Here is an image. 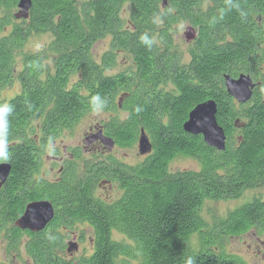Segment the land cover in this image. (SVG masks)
<instances>
[{
    "label": "trees",
    "instance_id": "16d2710c",
    "mask_svg": "<svg viewBox=\"0 0 264 264\" xmlns=\"http://www.w3.org/2000/svg\"><path fill=\"white\" fill-rule=\"evenodd\" d=\"M18 2L0 0V103L14 105L10 159L0 162L10 167L0 186L4 243L16 244L36 264L44 263L45 244L46 264H184L190 255L196 264H247L225 245L252 233L264 236V201H250L211 223L202 213L208 202L236 201L264 186V135L249 128L236 139L226 130L231 125L226 115L232 123L237 112L224 88L226 76L259 75L264 60L245 61L240 53L249 36L242 27L253 19L257 34L252 35L264 53V0H238L246 19L233 9L216 24L210 21L225 0H165V6L162 0H30L27 15L20 13ZM203 3L212 9L204 10ZM156 16L162 23H153ZM180 22L197 30L194 47L177 41ZM145 32L156 39L151 49L139 41ZM36 36H48L46 47L27 52ZM103 43L106 51L96 55ZM35 63L43 69L33 68ZM95 94L108 101L103 113L112 118L100 122L108 139L129 150L137 148L143 131L152 146L142 163L128 169L130 175L114 165L119 196L108 203L95 193L91 163L65 167L54 183L43 177L46 150L74 148L57 141L93 114L88 101ZM257 97L263 102L264 91ZM208 101L216 104L225 135L222 152L183 130L188 114ZM261 102L257 113H246L264 117ZM136 106L143 109L139 114ZM177 158L194 160L199 167L169 171ZM37 202H48L56 211L46 242L44 232L26 241L15 226L25 207ZM83 223L94 228L89 236L93 248L71 261L69 238L56 229ZM115 234L120 239H113Z\"/></svg>",
    "mask_w": 264,
    "mask_h": 264
},
{
    "label": "flooded vegetation",
    "instance_id": "af4514ba",
    "mask_svg": "<svg viewBox=\"0 0 264 264\" xmlns=\"http://www.w3.org/2000/svg\"><path fill=\"white\" fill-rule=\"evenodd\" d=\"M204 10L211 8L212 5H207L206 3H203ZM253 15V14H252ZM254 17H257V15H253ZM255 20V19H253ZM251 21L250 24L243 26L242 29H244V37L247 35V38L242 44V52L240 53V56H242L245 61H250L249 59L253 57H259L262 60H264V53L258 52V49L263 51V48H259L258 46V41L259 38L256 35L252 34H257V31H255L254 27V22ZM180 24L184 25L183 31L180 29L179 26H177L178 30V36H177V41L179 43H182L184 41V44L188 47L192 45L194 47V44L196 43L197 39V30L190 24V23H182ZM246 24V23H243ZM181 31V32H180ZM186 31H189L191 33L190 40H187L185 33ZM183 35V36H181ZM183 37V40H182ZM252 51V52H250ZM261 65V64H260ZM259 72L258 77H252L251 74H245V73H240L237 77L232 78L229 77L232 80H238L239 77L243 76L249 79L251 82V85L253 86L252 88V95L250 99L244 103L240 104L238 103L235 99L232 97H229V103L231 106L235 108V111L237 112V117L234 119V121L231 123L230 121V116L226 115L225 117V123L226 124H231L230 129H226L230 134H233V136L237 139L242 138L244 135V130L253 128L254 130L260 132L259 134L261 137L264 135V117L258 118L257 116L254 117V113H257V111L260 109L259 103L261 101H258V93L259 91H264V63L259 67L257 70ZM227 77V76H226ZM224 88H225V83H224ZM226 91V89H225ZM121 102V101H120ZM264 101L261 102L263 105ZM247 110H254V113H246ZM244 112V113H243ZM249 121H254V124L252 127L251 125L248 124ZM256 122V123H255ZM248 125H250L248 127ZM261 128L260 130H257L256 128ZM98 131H102L103 135L104 130H103V125L99 123L88 127V129L85 131L83 134V139L87 135L94 134ZM107 138V136H106ZM226 141V140H225ZM48 150V149H47ZM44 155V161L47 162L45 163V173L43 174V177L46 178V181L50 182H56L58 179H60L62 173H64V169L67 166H84V164L91 163L93 168L95 167V170H93V176L94 180L96 182L95 188V193H99L100 191H104V194L102 196H105V198H98L95 194V196L99 200H103L104 202L108 203L107 201H111L112 199H116L119 196V174L117 171L113 170V167L115 164H118L124 168V171L126 174L130 175V168H134L138 164L142 163L145 159L146 156H140V155H135L131 157L129 154L124 153L123 155L120 154V152L127 151L125 148H120L117 145L114 144L113 149L108 150V148L104 147L99 141L91 144L89 148H83L81 143L74 147V148H66V149H59L55 148L52 152V154H49V150L47 151ZM120 151V152H119ZM256 192V195L254 198H251L250 200L247 201V199L238 205L236 208H240L244 206L246 203H251L253 201H259L262 200L264 201V186H261L260 188H257L254 190ZM252 191H246L238 200L243 199L245 196L250 194ZM230 201V200H229ZM251 201V202H250ZM227 202V201H226ZM53 208V207H52ZM53 219L51 222L44 227V229L40 232H30L28 230H19L22 236H24L25 240L28 241L29 238H32L33 236H38L42 232H44V238L46 242V230L50 229L53 227V220L55 218V209L53 208ZM80 226V227H79ZM94 231V228L92 225H89L88 223H83V224H77L75 225L74 228L68 229L66 227L60 226L58 229H56V233L62 235V236H67L69 239L67 240V247H69L70 244H75L76 245V252L74 253H67L66 250V255L67 258L71 261H74V258L79 257L87 252H91L93 248V240L89 237ZM0 264H36L30 257L27 256L25 250L22 248H19L16 244L14 247L9 248L7 244L4 242L5 239L3 238L2 234H4L3 230H0ZM86 235L87 239L83 240L81 239V236ZM253 237H257L254 233H252ZM31 236V237H30ZM259 240V239H257ZM25 241V242H26ZM83 245H88V249H82L81 246ZM68 249V248H66ZM46 264V244L44 248V263Z\"/></svg>",
    "mask_w": 264,
    "mask_h": 264
},
{
    "label": "water",
    "instance_id": "95a60500",
    "mask_svg": "<svg viewBox=\"0 0 264 264\" xmlns=\"http://www.w3.org/2000/svg\"><path fill=\"white\" fill-rule=\"evenodd\" d=\"M163 6L166 5L165 0H162ZM31 8L30 0H19L18 9L21 14L27 15ZM185 36L190 40L191 33L186 31ZM225 89L228 96L235 99L238 103H246L251 95V82L246 77H239L238 80H232L229 77L224 78ZM217 107L213 101H208L196 106L187 117V121L183 125L185 133L191 136H201L204 144L219 152L225 149V135L216 120ZM99 141L108 150L114 146L112 140L103 137L101 132L90 135L85 138L84 145L88 148L92 143ZM138 154L140 156H148L151 153L152 146L148 137L141 131L137 144ZM10 167L7 164H0V186L6 181L9 176ZM54 213L52 206L48 202H37L29 204L25 207L22 216L17 220L15 226L20 230H28L30 232H40L53 219ZM75 244H70L68 253L76 252Z\"/></svg>",
    "mask_w": 264,
    "mask_h": 264
},
{
    "label": "rangeland",
    "instance_id": "374dc122",
    "mask_svg": "<svg viewBox=\"0 0 264 264\" xmlns=\"http://www.w3.org/2000/svg\"><path fill=\"white\" fill-rule=\"evenodd\" d=\"M48 41H49L48 36L33 37L28 41L25 50L31 53L41 52L46 47ZM179 44L184 45V41ZM37 45H41V47L37 49L36 47ZM105 51H106V44L103 43V44H99L96 47L95 53L96 55L98 54L99 56H101L102 53H104ZM122 64L123 62L121 61V59H118L117 66H121ZM123 67H121L120 70ZM13 92L14 90L7 93L6 95L10 97L12 96L11 94ZM110 118H112V116L110 114H105V113H102L100 115H96L93 113L90 116H86L81 121H79V123L74 127L72 132L64 133L60 142L57 141V143L59 146H66V147H75L78 146L80 143L81 145H83L84 139L82 137L85 131L88 129V127L93 126L101 121H106ZM124 153L129 154L131 157L138 155L136 146L127 151L124 150V152H120L121 155H123ZM198 167H199L198 163H196L194 160L184 159V158H177L173 160L168 166L169 171L171 172L197 170ZM103 194L104 191H100L98 195L100 197H103L102 196ZM255 196H257L256 193L254 194L250 193L239 201L231 200L227 202H208L203 207L202 216L204 220L211 223V218H213L214 220L223 218L228 212L234 210L238 205L243 203L246 199L248 201L251 198H254ZM113 239L118 240L120 238L118 235L115 234L113 235ZM257 239L258 238L253 237L252 234H249L240 239L228 240L226 242L225 249L228 253L241 258L247 264H264V236H262L259 240ZM82 249L89 250L88 245L81 246V250Z\"/></svg>",
    "mask_w": 264,
    "mask_h": 264
},
{
    "label": "clouds",
    "instance_id": "9594fccd",
    "mask_svg": "<svg viewBox=\"0 0 264 264\" xmlns=\"http://www.w3.org/2000/svg\"><path fill=\"white\" fill-rule=\"evenodd\" d=\"M233 9L239 12L241 19H246L247 12L241 9L238 0H225L224 7L220 10L218 16L213 17L210 21L212 24L218 23L220 20L224 18L227 12L232 11ZM153 23L160 24L162 23L161 17L156 16L153 18ZM180 29L183 30L184 25H179ZM139 41L145 47L151 49V47L156 43V39L150 36L147 32L139 36ZM37 49L41 47V45L36 46ZM33 68L36 69H43L44 65L40 63H35L32 65ZM89 107L90 110L96 114L100 115L104 112L107 106V99L102 97L100 94L92 95L89 98ZM32 105L29 104L28 108L31 109ZM142 107L136 106L134 108V112L139 114L142 111ZM14 111V105L11 103H0V162H7L10 159V152H9V129H10V120L9 117ZM128 114H126L127 116ZM51 151V148H49ZM50 240H54V236H49ZM184 264H196V260L194 256H187L184 260Z\"/></svg>",
    "mask_w": 264,
    "mask_h": 264
}]
</instances>
